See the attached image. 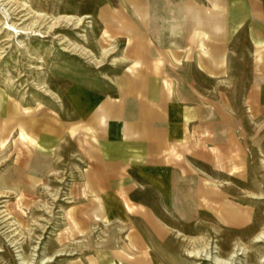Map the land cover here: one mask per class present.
Wrapping results in <instances>:
<instances>
[{"label":"rangeland","instance_id":"374dc122","mask_svg":"<svg viewBox=\"0 0 264 264\" xmlns=\"http://www.w3.org/2000/svg\"><path fill=\"white\" fill-rule=\"evenodd\" d=\"M239 3L247 12L231 24ZM263 8L264 0H0V264H264V85L253 81L264 39L252 37ZM189 55H229L230 70L210 79ZM174 64L195 73L202 104L193 118L180 109L166 174L174 188L162 197L135 173L130 216L86 219L89 150L99 141L69 94L135 98L125 87L143 67Z\"/></svg>","mask_w":264,"mask_h":264},{"label":"crops","instance_id":"0c3cea01","mask_svg":"<svg viewBox=\"0 0 264 264\" xmlns=\"http://www.w3.org/2000/svg\"><path fill=\"white\" fill-rule=\"evenodd\" d=\"M242 4H237L232 10L231 24L238 22L239 12H247L245 4V10L240 8ZM252 27V37L260 44L261 37L264 39V26L253 22ZM225 36L227 39L230 37L228 23ZM220 49H223L222 45ZM227 57L229 55L191 56L195 65L210 79L222 76L226 67L230 70ZM176 58L180 59L178 55ZM259 58L257 63L262 75L253 81L264 85V55H259ZM174 67L175 64L173 69L164 70L143 67L138 77L140 81L125 87L126 91L137 95L135 98L110 101L83 89L72 90L69 94L75 112L91 127L99 141L98 144L93 143V150H89L94 159L85 176L88 193L84 209L86 219L104 217L109 220L130 216L133 208L135 210L130 201L135 173L146 178L162 197L166 186L174 188L173 183L166 181V174L173 172L174 149L181 140L180 109L184 108V118H193L196 111L191 108L202 107L196 98L195 73L180 74V70ZM85 98L87 103H83ZM48 133L45 131V140ZM96 148L101 153L100 158L96 157Z\"/></svg>","mask_w":264,"mask_h":264}]
</instances>
